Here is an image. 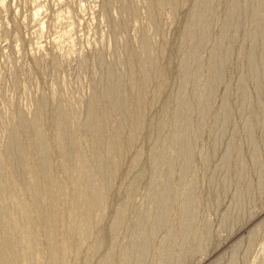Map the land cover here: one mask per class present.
I'll return each instance as SVG.
<instances>
[{
	"label": "rangeland",
	"instance_id": "rangeland-1",
	"mask_svg": "<svg viewBox=\"0 0 264 264\" xmlns=\"http://www.w3.org/2000/svg\"><path fill=\"white\" fill-rule=\"evenodd\" d=\"M173 1L0 0V264H264V0Z\"/></svg>",
	"mask_w": 264,
	"mask_h": 264
},
{
	"label": "bare ground",
	"instance_id": "bare-ground-1",
	"mask_svg": "<svg viewBox=\"0 0 264 264\" xmlns=\"http://www.w3.org/2000/svg\"><path fill=\"white\" fill-rule=\"evenodd\" d=\"M169 1H170V0H169ZM172 1H173V0H172ZM174 1H176V0H174ZM174 1H173V2H174ZM174 3H175V2H174ZM172 4H173V3H172ZM176 4H177V3H176ZM214 74H215V73H214ZM134 90H135V89H134ZM109 91L111 92V90H109ZM138 91H140V90H139V89H136V90H135L136 93H137ZM136 93H135V95H136ZM133 94H134V93H133ZM111 96H112V98L114 97V98L116 99V100L113 99L114 101H117V103H115L116 105L119 106V104H121V103L124 104V102H123L124 100H123V101L121 100V97H119L120 95H119L116 91L113 90L112 93H111ZM108 100H110L109 97H108ZM98 101H99V99H98L97 97H95V98H94V103H95L96 105L98 104ZM114 101H112V102H114ZM125 101H126V100H125ZM126 102H127V101H126ZM92 103H93V102H92ZM109 103H111V101H110ZM125 104H126V103H125ZM112 105H114V104H112ZM114 106H115V105H114ZM120 106H121V105H120ZM91 109H92V108H91ZM93 112H94V111H93ZM94 113H95V112H94ZM91 114H92V113H91ZM94 115H96V114H94ZM94 115H93V116H94ZM97 115L99 116V114H97ZM100 115H102V114L100 113ZM90 116H91V115H90ZM135 116H136V115H135ZM60 117H61V116H60ZM94 117H96V116H94ZM101 117H102V116H101ZM101 117H100V118H101ZM136 118H137V117H136ZM92 119H93V117H92ZM94 119H95V118H94ZM94 119H93V120H94ZM98 119H99V118H98ZM139 119H140V118H139ZM139 119H138V120H139ZM95 120H97V119H95ZM99 120H100V119H99ZM91 122H92V121H91ZM94 122H96V121H94ZM94 122H93V124H94ZM97 122H99V121L97 120ZM97 122H96V123H97ZM96 123H95V124H96ZM117 124H118V123H117ZM118 125H119V124H118ZM88 127H90V126H88ZM88 129H90V128H88ZM95 130H96V129H92V131H94V133H95ZM114 130H116V129H114ZM55 132H56V133H55V134H56V137H55V138H56V141H57L59 144L62 143V141H63V137H64V136H62V132H61L60 127H56ZM96 132H97V130H96ZM100 132H101V131H100ZM39 133H40V132H39ZM98 133H99V132H98ZM42 134H44V132H43ZM119 134H120V133H119ZM119 134H118V135H119ZM94 135H95V134H94ZM99 136H100V135H99ZM186 136H187V135H186ZM39 137H42V136H39ZM43 137H44V136H43ZM97 137H98V136H97ZM119 137H120V135H119ZM119 137H116V136H115V138L113 139V141H111V144H110V145H112V146H114V147H115L116 145H120V144H119V142H120ZM35 138H37V137H35ZM100 138H101V137H100ZM36 141H38V139L35 140V142H36ZM98 141H99V137H98ZM34 144H35V143H34ZM43 144H44V143H43ZM59 144H57L58 147H60ZM44 145H45V144H44ZM60 145H61V144H60ZM110 145H108V147H110ZM61 146H63V144H62ZM106 146H107V145H106ZM187 146H188V145H187ZM187 146H186V147H187ZM42 147H43V146H42ZM67 147H69V146L67 145ZM101 147H102V146H101ZM117 147H119V146H117ZM166 147H167V146H166ZM110 148H112V147H110ZM119 148H120V147H119ZM46 149H47V148H46ZM48 149H49V148H48ZM62 149H64V147H62ZM65 149H66V148H65ZM107 149H109V148H107ZM173 149H174V148H173ZM44 151H45V150H44ZM67 151H68V150H67ZM119 151H120V150H119ZM119 151H118V152H119ZM107 152H108V151H107ZM111 152H112V151H111ZM6 153H7V151H6ZM42 153H43V149H42ZM63 153H64V151H63ZM35 154H36V153H35ZM60 154H61V153H60ZM67 154H68V153H67ZM111 154H113V153H111ZM61 155H62V157L65 156V155H63V154H61ZM119 155H122V152H121V153L119 152L118 156H119ZM39 156H40V155H39ZM43 156H44V155H43ZM112 156H113V155H112ZM65 157H66V156H65ZM67 157H68V156H67ZM120 157H121V156H120ZM44 158H45V157H44ZM70 158H71V157H70ZM63 159H64V157H63ZM111 159H112V158H111ZM37 160H38V159H37ZM96 160H97V159H96ZM114 160H115V157H114ZM114 160H113V161H114ZM117 160H118V158H117ZM80 161H81V160H80ZM118 161H119V160H118ZM41 162H42V161H41ZM116 162H117V161H116ZM33 163H34V162H33ZM84 163H85V162H84ZM44 164H45V162H44ZM86 164H87V163H86ZM86 164H85V165H86ZM95 164L97 165V168L100 169V168L98 167V164H97V163H94V165H95ZM31 165H32V164H31ZM35 166H36V165H35ZM38 166H39V165H38ZM42 166H43V165H42ZM31 167H32V166H31ZM40 167H41V166H40ZM45 167H46V166H45ZM80 167H81V164H80ZM84 167H85V166H84ZM33 168H34V167H33ZM80 169H81V168H80ZM37 170H38V169H37ZM78 170H79V168H78ZM81 170H82V169H81ZM35 172H37V171L35 170ZM76 172H77V171H76ZM80 172H81V171H80ZM37 173H38V172H37ZM80 177H81V176H80ZM109 177H110V176H109ZM72 179H73V178H72ZM77 179H78V178H77ZM80 179H81V178H80ZM80 179H79V180H80ZM109 179H110V178H109ZM79 182H81V181H79ZM79 182H78V183H79ZM76 183H77V182H76ZM78 183H77V184H78ZM88 183H89V182H88ZM79 184H81V183H79ZM44 185H45V184H44ZM75 185H76V184H75ZM0 186H1V185H0ZM78 186H79V185H78ZM82 186H83V185H82ZM37 187H38V186H37ZM57 187H58V186H57ZM79 188H80V187H79ZM84 188H85V187H84ZM93 189H94V188H93ZM96 190H97V188H96ZM1 191H2V189L0 190V192H1ZM57 191H58V190H57ZM84 191H86V190L84 189ZM30 192H31V191H30ZM38 192H39V191H38ZM92 192H93V190H92ZM97 192H98V191H97ZM163 192H164V191H163ZM1 193H2V192H1ZM34 193H35V190H34ZM39 193H40V192H39ZM52 193H54V192H52ZM27 194H29V193H27ZM37 194H38V193H37ZM99 194H100V193H99ZM99 194H98V195H99ZM44 195H45V194H44ZM84 195H85V193H84ZM92 195H93V194H92ZM100 196L102 197V195H100ZM37 197H38V196H37ZM44 198H45V196H44ZM54 198H55V197H54ZM33 199H34V198H33ZM45 199H46V198H45ZM49 199H50V198H49ZM92 199H93V197H92ZM38 200H39V199H38ZM48 201H49V200H48ZM98 202H99V201H98ZM47 203H48V202H47ZM52 203H53V201H52ZM38 204H40V203H38ZM18 207H19V206H18ZM50 207H51V206H50ZM50 207H49V208H50ZM25 208H26V207H25ZM90 210H91V209H90ZM90 210H87V212H88V211L90 212ZM37 211H38V210H37ZM25 212H26V211H25ZM2 213H3V212H2ZM90 213H91V212H90ZM0 214H1V212H0ZM15 214H16V213H15ZM22 214H23V213H22ZM56 214H57V213H56ZM4 215H7V214H4ZM4 215H3V217H4ZM45 215H46V213H45ZM49 215H51V214H49ZM91 215H92V213H91ZM1 216H2V215H1ZM21 216H22V215H21ZM47 216H48V215H47ZM85 216H86V214H85ZM88 216H90V214H89ZM8 217H9V216H8ZM39 217L42 218V216H40V215H39ZM95 217H96V216H95ZM48 218H49V217H47L46 221L48 220ZM56 218H57V215H56V216H53L52 218H49V219H50V220H49V224H52V223L56 222ZM85 218H88V217L86 216ZM85 218H84V220H85ZM23 219H24V218H23ZM74 219H75V218H74ZM79 219H80V218H79ZM6 220H7V219H6ZM9 220H10V219H9ZM40 220H41V219H40ZM162 220H163V219H162ZM162 220H161V221H162ZM2 221H4V220L2 219ZM11 221H12V220H11ZM73 221L76 223V220H73ZM73 221H72V222H73ZM7 222H9V221H7ZM26 222H27V221H26ZM40 222H41V221H40ZM80 222H81V221H80ZM78 223H79V221H78ZM21 224H22V223H21ZM31 224H32V223H31ZM73 224H74V223H73ZM16 225H17V224H16ZM32 225H33V224H32ZM71 225H72V223H71ZM74 225H75V224H74ZM80 225H81V224H80ZM80 225H79V226H80ZM8 226H10V225H8ZM11 226H12V225H11ZM27 226H28V225H27ZM39 226H40V225H39ZM44 226H45V223H44ZM44 226H43V227H44ZM47 226H48V225H47ZM47 226H46V227H47ZM52 226H54V225H52ZM52 226H51V227H52ZM79 226H78V227H79ZM5 227H6V226H5ZM14 227H16V226H14ZM40 227H41V226H40ZM24 228H25V227H24ZM29 228H30V227H29ZM72 228L74 229V227H72ZM5 229H6V228H5ZM18 229H19V228H18ZM52 229H53V228H52ZM76 229H77V228H76ZM80 229H81V228H80ZM186 229H187V228H186ZM11 230H12V229H11ZM25 230H26V229H25ZM28 230H29V229H28ZM43 230H44V229H43ZM70 230H71V229H70ZM78 230H79V228H78ZM78 230H77V231H78ZM81 230H82V229H81ZM48 231H49V230H48ZM48 231H46V232L49 233ZM14 232H15V231H14ZM18 232H19V231H18ZM29 232H30V231H29ZM82 232H84V231H82ZM182 232H183V231H182ZM44 233H45V232H43V234H44ZM23 234H24V232H23ZM52 234H53V233H52ZM178 234H179V233H178ZM4 235H5V234H4ZM16 235H17V234H16ZM16 235H15V237H16ZM81 235H82V234H80V236H81ZM43 236H44V235H43ZM6 237H7V235H6ZM17 237H18V236H17ZM20 237H21V236H20ZM50 237H51V236H50ZM4 238H5V237H4ZM7 238H8V237H7ZM51 238H52V237H51ZM76 238H77V237H76ZM8 239H9V238H8ZM13 239H14V238H13ZM17 239H19V238H17ZM26 239H28V238L26 237ZM34 239H35V238H34ZM9 240H10V239H9ZM9 240H7V241H9ZM20 240H21V239H20ZM49 240H50V239H49ZM5 241H6V240H5ZM5 241H4V240L1 241V244H0V257H2V258L6 256V244H8V242H7V241L5 242ZM15 241H16V240H15ZM81 241H82V240H81ZM18 242H19V241H18ZM30 242H31V244L34 245V243H32V241H30ZM34 242H35V241H34ZM25 243H26V242H25ZM28 243H29V242H28ZM39 243H41V242L39 241ZM9 244H10V241H9ZM9 244H8V245H9ZM12 244H13V243H12ZM17 244H18V243L16 242V245H17ZM21 244H22V243H21ZM23 244H24V243H23ZM33 245H32V246H33ZM9 246H10V245H9ZM12 246H14V245H12ZM23 246H26V245H23ZM28 246H29V245H28ZM61 246H62V245H61ZM65 247H66V246H65ZM14 248H15V247H14ZM17 248H18V247H17ZM17 248H16V249H17ZM10 249H11V248L9 247V250H10ZM26 249H27V247H26ZM29 249H30V247H29ZM31 249H32V248H31ZM31 249H30V250H31ZM69 249H70V248H69ZM12 250H13V249H12ZM12 250H11V251H12ZM14 250H15V249H14ZM58 250H59V249H58ZM7 252H8V254H9V251H7ZM13 252H14V251L11 252V255H12ZM29 252H31V251H29ZM47 253H48V252H47ZM54 253H58V252H56V250H55ZM15 254L17 255V252H16ZM48 254H49V253H48ZM50 254H51V253H50ZM52 254H53V253H52ZM126 254H127V253H126ZM24 255H25V254H24ZM26 255H27V254H26ZM53 255L55 256V254H53ZM53 255H52V256H53ZM57 255H58V254H57ZM59 255H61V254H59ZM63 255H64V254H63ZM7 256H8V255H7ZM28 256H29V255H28ZM48 256H49V255H48ZM48 256H47V257H48ZM12 257H13V256H12ZM18 257H19V256H17V258H18ZM21 257H22V256H21ZM64 257H65V256H64ZM124 257H125V256H124ZM24 258H25V257H24ZM26 258H27V257H26ZM48 258H49V257H48ZM48 258H47V259H48ZM57 258H58V257H57ZM4 259H5V258H4ZM4 259H3V260H4ZM9 259H11V258H9ZM21 259H22V258H21ZM49 259H52L51 256H50ZM59 259H60V258H59ZM59 259H58V260H59ZM7 260H8V259H7ZM13 260H14V259H13ZM16 260L18 261L19 259H16ZM124 260H125V259H124ZM10 261H11V260H9V263H10ZM48 261H50V260H48ZM48 261H47V262H48ZM63 261H64V260H63ZM126 261H127V260H126ZM11 263H12V262H11ZM56 263H57V262H56ZM263 263H264V262H263ZM4 264H5V263H4ZM12 264H13V263H12ZM18 264H19V263H18ZM32 264H33V263H32ZM104 264H105V263H104ZM260 264H261V263H260Z\"/></svg>",
	"mask_w": 264,
	"mask_h": 264
}]
</instances>
